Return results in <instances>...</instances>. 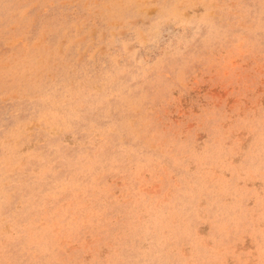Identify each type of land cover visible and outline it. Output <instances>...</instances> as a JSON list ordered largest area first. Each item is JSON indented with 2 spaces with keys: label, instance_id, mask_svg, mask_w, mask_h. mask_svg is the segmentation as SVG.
<instances>
[{
  "label": "rangeland",
  "instance_id": "1",
  "mask_svg": "<svg viewBox=\"0 0 264 264\" xmlns=\"http://www.w3.org/2000/svg\"><path fill=\"white\" fill-rule=\"evenodd\" d=\"M0 264H264V0H0Z\"/></svg>",
  "mask_w": 264,
  "mask_h": 264
}]
</instances>
